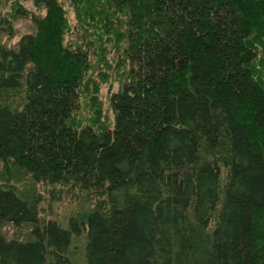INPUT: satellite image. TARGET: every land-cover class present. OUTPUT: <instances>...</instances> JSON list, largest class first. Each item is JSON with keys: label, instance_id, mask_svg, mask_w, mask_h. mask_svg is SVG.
Masks as SVG:
<instances>
[{"label": "trees", "instance_id": "trees-1", "mask_svg": "<svg viewBox=\"0 0 264 264\" xmlns=\"http://www.w3.org/2000/svg\"><path fill=\"white\" fill-rule=\"evenodd\" d=\"M63 1L0 0V264H264V0Z\"/></svg>", "mask_w": 264, "mask_h": 264}, {"label": "rangeland", "instance_id": "rangeland-1", "mask_svg": "<svg viewBox=\"0 0 264 264\" xmlns=\"http://www.w3.org/2000/svg\"><path fill=\"white\" fill-rule=\"evenodd\" d=\"M12 2H13V0H12ZM63 2L66 5L69 4V1L68 0H65ZM67 7H69V6H66L65 8H67ZM29 8H31L32 12H34L35 14H38V15H41L42 14V11H38L37 9H34V8L30 7V5H29ZM7 12L8 11L7 10H4L3 7H0V17H6L7 16V14H6ZM73 16H74V14L73 15L71 14V17L70 18H73ZM21 21L22 22H19L16 27L19 29L20 34L27 33V30H28V27H29L28 26L29 25L28 24V21H24V20H21ZM117 89H118V87L115 84H112L111 86H110V83L109 84H105V85L103 84L102 85L101 91H100V96L103 97V100L102 99L101 100L103 102V105L102 106L104 107V110H106L108 108V102H107V97H108L107 95L108 94L107 93L109 91H111V92L116 91ZM54 212H55L54 214H60V210H58V209H54ZM74 260L75 261L73 263H76V262L79 263L77 258H74Z\"/></svg>", "mask_w": 264, "mask_h": 264}]
</instances>
